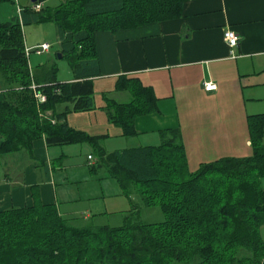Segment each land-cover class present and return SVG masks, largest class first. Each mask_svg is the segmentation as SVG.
<instances>
[{
	"label": "trees",
	"instance_id": "16d2710c",
	"mask_svg": "<svg viewBox=\"0 0 264 264\" xmlns=\"http://www.w3.org/2000/svg\"><path fill=\"white\" fill-rule=\"evenodd\" d=\"M185 1L60 0L36 11L28 0L22 17L24 24L53 22L63 49L85 62L96 59L94 32L177 18ZM0 72L7 84L0 100V155L31 151L42 137L49 146L87 143L89 170L109 173L131 204L118 225L82 223L81 215H63L39 200L0 209V264H264V113L248 116L251 155L222 156L191 171L179 128L160 130L156 145L107 151L102 136L61 120L67 110L55 112L60 102H70L73 111L93 109L92 80H40L18 21L0 19ZM121 77L132 99L108 100L105 107L123 135L132 136L135 118L156 111L157 97L137 77ZM32 82L41 85L45 102H37ZM143 207H159L164 219L142 220Z\"/></svg>",
	"mask_w": 264,
	"mask_h": 264
},
{
	"label": "crops",
	"instance_id": "0c3cea01",
	"mask_svg": "<svg viewBox=\"0 0 264 264\" xmlns=\"http://www.w3.org/2000/svg\"><path fill=\"white\" fill-rule=\"evenodd\" d=\"M18 22L24 24L22 10ZM227 27L238 35L233 47L223 38ZM94 40L96 59H75L71 74L64 79L52 75L53 68L45 64L31 68L45 82L53 76L57 82L92 80L93 109L73 111L68 108L70 102L55 106L57 113L67 110L61 120L70 127L102 136L100 142L107 151L156 145L160 130L167 128L180 129L185 148L191 144L213 148L214 159L228 154L218 147L236 142L251 145L248 116L264 113V0H186L177 18L96 31ZM123 75L137 77L157 97L156 111L135 118L132 136L123 135L105 107L108 100L125 103L132 99L129 88L119 84ZM208 81L216 84L214 90L205 89ZM119 92L126 93V100L113 97ZM125 137H132L131 145H121ZM109 140H113L112 148ZM14 154L11 159L20 165H14L12 176L8 169L0 179V209L39 200L55 204L63 215L80 213L83 220L92 222L98 215L123 214L131 207L116 179L106 171L94 174L89 170L92 151L87 143L49 146L42 137L33 141L31 151ZM110 199H118L121 208L115 209Z\"/></svg>",
	"mask_w": 264,
	"mask_h": 264
},
{
	"label": "rangeland",
	"instance_id": "374dc122",
	"mask_svg": "<svg viewBox=\"0 0 264 264\" xmlns=\"http://www.w3.org/2000/svg\"><path fill=\"white\" fill-rule=\"evenodd\" d=\"M26 1L28 0H15V3L12 2L11 0L0 2L1 21H13V22L18 21L17 7L19 3L24 4ZM57 2L58 0H47L46 2L44 1L42 3L43 5H49V4L54 5V4H57ZM21 28L24 34L26 50H29V52L26 51V53H27L28 61H29L31 68L40 69L41 64L50 66L51 68H53L55 76L58 79H64V77L68 76V74H71L72 64L75 61L72 55L73 52L71 53L63 49V47L60 44L56 25L53 22L39 21V22L27 23V24L21 23ZM40 41H46L50 45V48L48 51L37 53L35 50L36 46L31 47V45H34L35 43H38ZM6 85H7L6 81L4 80V77L2 73L0 72V90L4 89ZM124 96H126V93L124 92H119V93H116V95H113V97L116 99L126 100V99H123ZM223 99L224 97L220 98V100H223ZM131 139L132 137H127V138L125 137V139H123L120 143H122L121 145H131L130 144ZM112 141L113 140H109L107 142L108 147L112 148V146L109 145V143ZM144 141H146L145 138L143 140V143ZM262 141H264V133L262 135ZM233 145L234 146H222V147H218L217 149L221 151H226L225 153H228V154H225V156L227 155L228 156H236V155L237 156L238 155L239 156H249L253 152L252 143L250 146H246V147L241 146L239 142L233 143ZM186 149H188L189 154L191 156L189 157L190 161L188 162V167H189V170L191 171L195 170L200 164V162H207L215 158V156L211 154V152L213 151V148H210L209 146H200L197 144L196 145L191 144V145H188ZM13 155L15 154L13 153V154L0 155V179L1 180H3V178L5 177L4 175L7 173L8 169H10V174H8V176H12L14 165H20L19 162L13 161V159H11ZM73 158H75V156H73ZM17 167L15 169H17ZM260 185L261 187L264 188V177L260 178ZM109 202L114 203L113 205L115 209L121 206V204L118 203V199H114V200L110 199ZM80 204H84V203H80ZM80 204H77V205H80ZM109 211H112V210L110 209ZM78 215L80 216L81 214L79 213ZM122 217L123 216L120 212H113V214L104 213L103 215H98L97 218L93 219V222L98 223V224L118 225L122 223L123 221ZM141 218L142 220L147 221V222H157V221L163 220L164 216L161 210L159 209V207H143L141 211ZM85 222L86 221L82 219V223H85ZM259 232H260L261 238L264 240V224L260 227ZM173 264H180V263H173Z\"/></svg>",
	"mask_w": 264,
	"mask_h": 264
},
{
	"label": "built area",
	"instance_id": "2783aa9c",
	"mask_svg": "<svg viewBox=\"0 0 264 264\" xmlns=\"http://www.w3.org/2000/svg\"><path fill=\"white\" fill-rule=\"evenodd\" d=\"M41 6H42V3H34L33 8L35 10H39ZM21 10H22V7L18 6V11H21ZM223 38L230 47L235 46L238 42V35L236 34L235 31H233L231 28H228V27L224 29ZM49 48H50V45L47 42H45L39 46H36L35 50L37 53H41L45 50H48ZM26 51L29 52V50H26ZM40 86L41 85L36 84L35 82H32V84L30 85L34 93V97L36 98L38 103H42L47 100L46 94L38 90ZM204 87L206 90H214L216 88V84L211 81H208L204 83ZM88 158H91V155H89Z\"/></svg>",
	"mask_w": 264,
	"mask_h": 264
},
{
	"label": "water",
	"instance_id": "95a60500",
	"mask_svg": "<svg viewBox=\"0 0 264 264\" xmlns=\"http://www.w3.org/2000/svg\"><path fill=\"white\" fill-rule=\"evenodd\" d=\"M37 0H31V2H36Z\"/></svg>",
	"mask_w": 264,
	"mask_h": 264
}]
</instances>
